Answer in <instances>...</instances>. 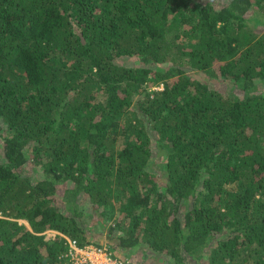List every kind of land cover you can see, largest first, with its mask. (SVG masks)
Here are the masks:
<instances>
[{
	"label": "trees",
	"instance_id": "16d2710c",
	"mask_svg": "<svg viewBox=\"0 0 264 264\" xmlns=\"http://www.w3.org/2000/svg\"><path fill=\"white\" fill-rule=\"evenodd\" d=\"M250 21L264 25V0H0V264H61L65 239L46 230L133 264H156L123 255L141 245L161 264H264V28ZM64 183L114 241L88 235L78 202L62 209Z\"/></svg>",
	"mask_w": 264,
	"mask_h": 264
},
{
	"label": "rangeland",
	"instance_id": "374dc122",
	"mask_svg": "<svg viewBox=\"0 0 264 264\" xmlns=\"http://www.w3.org/2000/svg\"><path fill=\"white\" fill-rule=\"evenodd\" d=\"M212 2L216 3V5H220L221 3H223L224 0H211ZM250 24L258 30H261L264 28V25L260 24V23H254L252 21H250ZM123 62L128 63L130 65H134L136 63H138L137 58H131V57H124L122 59ZM200 77L202 78H208V75L204 72L200 73ZM210 78V77H209ZM213 79V85L216 86L217 89H220L224 92H236L237 89L234 85V83L226 80V79H221L218 77L215 78H211ZM159 85V84H158ZM156 85V86H158ZM154 88H157V87ZM239 93V92H238ZM2 149V140L0 137V151ZM163 159V154L161 153L160 150L156 149L154 147V154L152 155V168L159 172L160 170V165L159 162H161ZM37 167L33 166V164L28 161L21 169V172L23 174L26 175H30L32 178L36 179L38 177H41L42 175V171L41 168H37ZM69 183H64L61 186V188H58V192L56 193V196L60 202V205L62 207V209L70 214V205L74 202H78L79 207L82 209L83 214H82V219L85 223V225L88 227V235L95 240H99L100 242L108 243L110 239V242L114 241V239L111 237V233L109 232V223L105 222L101 215L98 213L96 207H94V205L91 204V201L84 198H77L75 196L70 195L66 196V194H64L65 192V187L69 186ZM76 199V200H75ZM20 222H25L24 219H19ZM55 232L53 231H45V236L49 237V236H53ZM121 253L122 252H126L127 250L120 248ZM123 255H127L128 258H132V260L134 261H141L143 259H147L146 262L148 263L149 261V256H154L153 258H151V260L153 259V261L156 264H161L162 262L168 261L169 258L165 255L162 254H156L154 255L151 251L150 248H145L144 245L138 246L137 248H135L133 251H131L130 253L127 251L125 254Z\"/></svg>",
	"mask_w": 264,
	"mask_h": 264
},
{
	"label": "built area",
	"instance_id": "2783aa9c",
	"mask_svg": "<svg viewBox=\"0 0 264 264\" xmlns=\"http://www.w3.org/2000/svg\"><path fill=\"white\" fill-rule=\"evenodd\" d=\"M156 87L161 88L162 84ZM48 231L59 233L65 239V249L59 255L61 264H133L129 259L113 256L105 245L89 242L80 244L76 238L62 232L56 230Z\"/></svg>",
	"mask_w": 264,
	"mask_h": 264
}]
</instances>
